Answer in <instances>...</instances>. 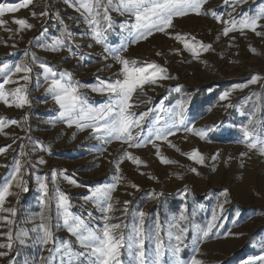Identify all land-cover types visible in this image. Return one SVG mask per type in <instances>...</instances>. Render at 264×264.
Wrapping results in <instances>:
<instances>
[{"label":"rangeland","instance_id":"374dc122","mask_svg":"<svg viewBox=\"0 0 264 264\" xmlns=\"http://www.w3.org/2000/svg\"><path fill=\"white\" fill-rule=\"evenodd\" d=\"M20 2L22 0H0L6 5ZM204 9L215 10L223 20L230 19L229 13L239 20L241 15L252 17L264 12V0H247L236 8V12H232L231 6L225 5L223 0H208ZM45 11L49 15H39ZM33 12L37 15L33 16ZM57 13L73 34L75 43L80 45L79 48L72 45L75 55L70 54L67 47L55 52L48 50L57 38L68 44ZM110 14L113 26L106 33L107 46L119 49L127 45V51L121 55L138 62H155L166 68L172 77L146 85L144 94L133 97L144 101L134 111L140 113L149 108L156 111L161 107L173 109L184 104L185 125H180L179 131L174 129L176 134L168 138L175 147L167 141L156 142L160 155L175 162L162 163L151 144L129 149L120 141L105 143L104 139L96 138L102 133H93L91 128L80 130L75 124L69 127L66 118L59 117V106L45 91L47 84L40 64H47L58 74L65 70L71 73L79 82L86 103L94 107L104 105L109 98L91 89L101 81L110 82L117 78L121 68L111 57L103 59L106 55L103 46L94 42L92 29L81 20L80 13L64 0H33L26 8L5 13L2 19L7 23L0 26V56L6 57L0 59V67L7 64L14 71L16 63H27L33 71L27 82L29 104L9 107L0 101V118H4L6 124L0 131V148L10 146L6 152L0 153V184L9 181L15 161L19 160L23 179L27 174L31 176V187L17 222L16 215L0 212V216H8L14 221L9 226L0 220V233H7L10 228L13 233L11 251L0 248V251L8 252L0 257V264H25V261L32 264L39 256H48L47 248L52 244L42 250L34 243L35 236L31 231L24 238L25 243L16 239L20 229L31 230L41 222L39 216L42 212L57 242L71 241L73 251H83L76 244L75 237L66 229L56 227L62 223V217L55 215L54 203L45 209L43 191L35 179L37 176L47 178L44 182L50 196L54 189L66 194L70 201L69 210L93 227L102 226L104 221L99 209L85 198L96 187L115 183L119 177V186L113 193L114 201L119 203L114 204L115 211L110 214L109 223L121 224L120 231L127 236L133 223H138L134 217L139 211L145 213L146 264L155 259L157 223L161 226L159 240L165 249L160 264H175L176 258L169 249L177 243L174 237L179 232L172 225L181 214L185 219L179 222L180 227L187 229L181 244L182 259L196 255L204 264H245L250 257L264 256V155L258 150H249L243 134L247 127L254 136L260 135L261 121L264 120V34L256 35L250 29L241 31L238 28L224 36L225 25L212 15L190 13L174 18L173 27L168 32L190 34L196 41L212 45L209 51H201L197 58L184 48L182 42L166 33L156 32L147 40L131 43L125 25L134 23V17L122 16L116 11ZM15 18H24L34 27L18 31L19 26L13 23ZM260 23L264 25V20ZM257 31L264 33V27ZM89 44L92 46L88 47ZM176 50H180L179 53ZM25 52L29 56H25ZM33 53L35 61L29 59ZM20 75L23 74L13 75V79ZM253 75L260 77L256 84L249 83ZM6 78L0 73V80ZM24 83L20 81L21 85ZM245 84L247 87H242ZM17 86L10 83L4 85V89L9 92ZM176 87H180V92L175 91ZM226 91L229 92L228 98L220 100ZM8 99L11 103L12 96L9 95ZM253 112L254 126L249 124ZM11 120L17 123L11 124ZM186 125L194 126L193 130L185 131ZM144 126L147 129L151 125L146 121ZM199 131L204 132V138L197 135ZM197 148L206 158L204 165L184 154ZM22 150L26 155L21 156ZM125 151L132 152L142 163L127 159L121 162ZM217 153V159L212 160ZM241 153L247 155L241 157ZM41 157L45 164L38 163ZM29 161L31 168L28 167ZM192 168H196L199 174L193 173ZM133 183L139 185V189L133 188ZM12 184L10 191L13 194L6 198L4 208H16L22 192L16 181ZM225 189L228 190L227 196L223 195ZM124 201H130L127 213L122 211ZM220 204H223L222 212ZM213 215L217 217L215 221H212ZM209 223L215 226L209 236L203 238L197 228L207 230ZM169 231H172L171 240ZM150 234L151 240L148 239ZM198 235L201 237L199 242L196 240ZM8 242L6 235H0V244ZM196 247L198 253L194 250ZM121 259L124 264H138L125 249L121 250ZM54 264H59V260Z\"/></svg>","mask_w":264,"mask_h":264},{"label":"snow or ice","instance_id":"6c2138e0","mask_svg":"<svg viewBox=\"0 0 264 264\" xmlns=\"http://www.w3.org/2000/svg\"><path fill=\"white\" fill-rule=\"evenodd\" d=\"M33 0H22V2L15 5H6L0 3V26L5 25L7 21L2 19L5 13H15L21 8H26L32 4ZM208 0H64V3L70 7H73L76 12L80 13L81 20L86 23L92 29V36L94 42L103 46V51L106 55L103 59L107 60L109 57L114 59L119 65H121L120 72L117 73V78L109 81H101L97 87H93L91 91L108 96V102L104 105L94 107L86 103L83 92L80 90L79 82L73 79L71 73L66 70L60 72L53 71V68L47 64H40V68L43 69L44 83L47 84L45 91L49 93L55 103L59 106V117L63 120L66 118L68 126L71 127L75 124L80 130L85 128H91L93 133H102L101 136H97V139H104L105 143H109L112 140L120 141L122 144L127 145L129 149H136L141 147H147L151 144L156 148V154L161 159L162 163H174L166 157L160 155L159 145L157 141H167L170 146L171 142L168 140L170 136L176 134L173 130L179 131L180 125H185V107L183 103L177 105L173 109H164L161 107L159 110L154 111L149 108L146 111L137 113L134 108L143 100L133 97L139 94H144V88L146 85L157 84L162 79H172L168 75V70L155 62H138L135 59L121 55L122 52L127 51V45H122L119 49H110L106 43V33L113 26V20L111 11H116L120 15H129L134 17V23L128 28V36L131 38V43H139L141 40H147L156 32L166 33L171 38L183 43L184 48L193 54L195 57H199L201 51L207 52L212 48L211 44H204L201 41H196L195 37H191L190 34L170 33L168 30L173 27V20L176 17H184L190 13L196 15H212L218 22L225 25L222 31V35L228 36L230 32L244 29H250L256 35H262L257 31L258 28L264 27L260 23L264 20V12H261L255 16L247 17L242 16L239 20L229 13L230 19L223 20L215 10H205L204 5ZM225 5H229L232 8V12H236V8L247 2V0H223ZM33 16L37 15L32 13ZM39 15L47 16L48 12H42ZM57 19L64 26V36L68 40V44H65L63 39L57 38L53 44L49 47L50 51H61L64 47L68 48L70 54L75 55L72 45L75 48H79L80 45L76 44L73 39V34L67 30V25L63 20L59 18L57 13ZM13 23L19 26L18 31L24 29H30L34 27L32 24L24 18H15ZM46 31V29H45ZM83 35V34H81ZM92 45L89 44L88 47ZM255 51V49H252ZM179 53L180 50H176ZM25 56H29L28 52L24 53ZM157 55H162L157 53ZM31 61L36 60L35 54H31L29 57ZM106 68L108 65L105 66ZM14 71L9 68V65L4 64L0 67V73H3L7 78L0 80V101H3L6 106L11 107L13 104L17 107H23L29 104L27 82L31 80L32 67L27 63H16ZM5 69H8L5 72ZM20 75L18 79L14 80L13 75ZM59 75V78H56ZM260 77L253 75L249 83L256 84ZM24 81V84H20V81ZM50 81V82H49ZM18 84L19 86L6 92L4 85ZM40 84V80L37 79V85ZM242 87H247V84ZM180 87H176L175 91L180 92ZM12 96V102H9L8 96ZM229 96V92H224L220 96V100H226ZM230 106V105H229ZM256 111H259L257 109ZM253 118L249 120V124L255 125V112L252 113ZM150 118V120H149ZM27 119V117H25ZM150 123V127L145 129V122ZM11 124H16V120H11ZM6 127L4 118H0V131ZM194 126L186 125L184 130L191 132ZM244 141L247 144L249 150H258V152L264 155V120L261 121V134L255 135L249 131L247 127L243 130ZM201 138H204V132H197ZM5 146L0 148V153L6 152ZM192 161L205 164V156L200 150L193 149L188 153H184ZM26 153L21 151V156ZM247 153H241V157L246 156ZM218 153L214 154L211 159L216 160ZM123 159L132 161L133 163H142V161L133 156L132 152L125 151ZM39 164H45L46 161L41 157L38 160ZM28 167L31 168V162H28ZM22 165L19 160L15 161L14 173L10 177L9 181L5 184H0V212L10 213L11 216H15L17 209L4 208L6 198L13 193L10 189L13 187L12 181H16V186L23 192H28L26 181L21 174ZM119 171V164L116 165ZM193 173L199 174L196 168H192ZM143 174V173H141ZM155 178V177H153ZM39 184L40 189L43 191L42 203L45 209H48L53 203L55 206V215L57 218L62 217V223L56 225L67 230L73 237H75L76 244L83 249V251L75 252L72 250L71 241L57 242L50 230L44 213L39 216L41 221L31 230L20 229L16 233V239L20 243H25V237L29 236L31 231L34 236V243L39 245L43 250L50 243L51 248H47L48 256H39L37 261H33L32 264H54V261L59 260V264H124L121 259V250L125 249L128 256L132 257L138 264H146V252H145V228L144 217L145 213L139 211L138 215L134 217V221L138 219V223H133L127 236L120 231L121 224L109 223L112 219L110 215L115 211L114 204H118L119 201H114L113 193L119 186L120 178H117L115 183L107 186L96 187L91 191L90 195L85 199L94 204L102 214L104 221L102 226L93 227L90 222H86L80 216L74 215L70 210V201L66 194L61 193L58 189L53 190V194L49 195V188L47 183L44 182L47 178L35 177ZM55 179V173L53 174ZM158 179V178H155ZM75 183V181H70ZM133 188L139 189V185L132 184ZM186 191V190H185ZM223 195H228V190H223ZM226 202V201H225ZM130 201H124V213L128 212V205ZM221 212L223 211V204L219 205ZM90 216V214H89ZM176 220L175 217H173ZM185 219L181 214L177 222L172 225V228L179 232L175 235V245L170 246L171 255L174 256L175 264H204L202 259L197 258L196 255H192L190 259H182L180 253L182 251L181 244L183 243L184 233L187 232L186 228L180 227V221ZM217 219L216 215H213L212 221ZM0 220L5 221L11 226L14 221L8 216H0ZM214 223L207 225V230L197 228L199 233H202L203 238H207L209 233L214 227ZM125 228L128 226L125 225ZM161 226L159 223L155 225L156 243H155V259L149 260V264H160L161 258L164 256L165 249L162 242L159 240V233ZM0 235H6L8 238L7 244H0V248H7L9 251L12 249L13 233L10 230L7 233H0ZM148 239H153L152 235L148 236ZM169 239H172V231H169ZM201 237H196L199 242ZM195 252H199V248L196 247ZM8 255V252L0 251V257ZM264 264V256L250 257L245 264ZM25 264H29L25 261Z\"/></svg>","mask_w":264,"mask_h":264},{"label":"trees","instance_id":"16d2710c","mask_svg":"<svg viewBox=\"0 0 264 264\" xmlns=\"http://www.w3.org/2000/svg\"><path fill=\"white\" fill-rule=\"evenodd\" d=\"M5 57L6 56H0V59H3ZM24 179H25V181L27 183V187L29 188V191L28 192H23L22 191L21 194H20V197L17 200V203H16L17 213H16L15 222H17V220L19 218V215H20V209H21L23 203L25 202L26 198L29 196V193H30L31 176L27 174V175H25Z\"/></svg>","mask_w":264,"mask_h":264}]
</instances>
